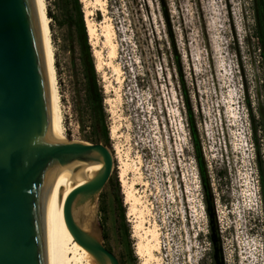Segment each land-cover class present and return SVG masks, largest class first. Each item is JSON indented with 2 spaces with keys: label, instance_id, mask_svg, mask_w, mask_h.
Returning a JSON list of instances; mask_svg holds the SVG:
<instances>
[{
  "label": "rangeland",
  "instance_id": "374dc122",
  "mask_svg": "<svg viewBox=\"0 0 264 264\" xmlns=\"http://www.w3.org/2000/svg\"><path fill=\"white\" fill-rule=\"evenodd\" d=\"M46 1L48 16H57L50 19L66 138L102 143L114 156L97 196L100 243L120 264L143 263L138 219L128 217L120 179L123 159L143 230L159 233L158 261L150 264H264V131L255 133L264 88L254 0H165L169 27L164 0H80L96 29L89 36L96 71L104 64L97 73L108 143L90 110L74 35L61 26L59 0ZM75 176L89 179L83 167Z\"/></svg>",
  "mask_w": 264,
  "mask_h": 264
},
{
  "label": "water",
  "instance_id": "95a60500",
  "mask_svg": "<svg viewBox=\"0 0 264 264\" xmlns=\"http://www.w3.org/2000/svg\"><path fill=\"white\" fill-rule=\"evenodd\" d=\"M102 160L97 179L74 191L65 219L76 241L100 263L120 264L73 223L76 196H98L114 156L102 143L59 141L38 0H0V264H55L57 206L75 178L71 163Z\"/></svg>",
  "mask_w": 264,
  "mask_h": 264
},
{
  "label": "bare ground",
  "instance_id": "6f19581e",
  "mask_svg": "<svg viewBox=\"0 0 264 264\" xmlns=\"http://www.w3.org/2000/svg\"><path fill=\"white\" fill-rule=\"evenodd\" d=\"M96 2H102V0H96ZM38 3L53 89L57 131L59 141L64 142L68 140L66 138L65 132V113L62 106V95L59 87L60 84L56 67V53L53 45L54 43L51 29V19L48 16L47 1L38 0ZM86 16L89 36L91 39H94L96 36V29L90 20V16H92V13L87 12ZM113 35L114 31L111 28H108L106 32V40L107 44L111 47L110 60L115 59L117 55L116 46L112 41ZM98 56H101L99 52ZM103 65L104 64L102 62H98V72L102 70ZM114 74L120 80L121 71L119 68L114 67ZM116 134L117 129L114 128L112 130V136H116ZM119 157L121 156H118V158ZM122 160H120V179L125 191L124 195L126 199V205L129 206L128 217L138 219V222H134V237L136 239H139V243L136 247V255L143 260L142 264H150L151 261H158L156 253H159L161 249L159 233L156 231V229H150L147 232L143 230V225L145 223L144 214L138 209V206L141 204V201L137 196V192L134 186L128 185L126 178V171L128 170V165H126L124 161L122 162ZM71 166L74 172L75 170H77V168L83 167L86 170L89 179L86 177L79 178L75 176L73 181L64 186L60 192L57 206L55 264H109L107 261L100 263L94 253L85 249L76 241L65 219V205L68 197L77 189L84 187L88 183H91L92 181L97 179L104 169V164L102 160L98 159L96 161H90L86 163H71ZM96 214L97 196H95L93 193H82L76 196L71 207V216L73 223L75 224L77 229H79V231L83 234V237L86 240L94 243H100L98 226L96 224Z\"/></svg>",
  "mask_w": 264,
  "mask_h": 264
},
{
  "label": "trees",
  "instance_id": "16d2710c",
  "mask_svg": "<svg viewBox=\"0 0 264 264\" xmlns=\"http://www.w3.org/2000/svg\"><path fill=\"white\" fill-rule=\"evenodd\" d=\"M55 8L61 13L62 25L66 26L74 35L75 43L80 53V62L83 68V76L85 80V92L90 106V110L96 124H100L102 134L106 143L109 142V128L105 120L104 112V94L100 86V80L96 71V63L93 57L91 45L89 43V35L86 27L84 11L80 0H59L55 3ZM161 8L165 17V20L169 27V15L168 9L164 2L161 1ZM255 20H256V38L259 44V54L261 59L262 71H263V88H264V0H254ZM53 20H57L56 15L50 14ZM262 122L255 129L257 135L258 132L264 131V110L261 112ZM260 128V129H259ZM98 143V142H95ZM106 146V145H105ZM260 175L262 182V189L264 194V163L260 165ZM210 196V191L208 193ZM211 204L212 201H211ZM208 215L211 217L210 204L206 202ZM123 219H125L123 213ZM215 222L211 219V223ZM212 227V226H211Z\"/></svg>",
  "mask_w": 264,
  "mask_h": 264
}]
</instances>
